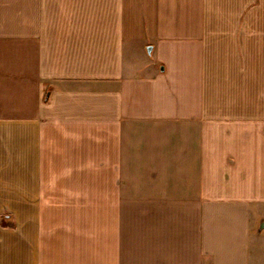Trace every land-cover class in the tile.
I'll list each match as a JSON object with an SVG mask.
<instances>
[{
	"label": "crops",
	"instance_id": "0c3cea01",
	"mask_svg": "<svg viewBox=\"0 0 264 264\" xmlns=\"http://www.w3.org/2000/svg\"><path fill=\"white\" fill-rule=\"evenodd\" d=\"M0 264H264V0H0Z\"/></svg>",
	"mask_w": 264,
	"mask_h": 264
}]
</instances>
